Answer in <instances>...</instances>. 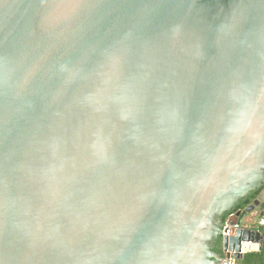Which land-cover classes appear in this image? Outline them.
Masks as SVG:
<instances>
[{
    "label": "water",
    "instance_id": "obj_1",
    "mask_svg": "<svg viewBox=\"0 0 264 264\" xmlns=\"http://www.w3.org/2000/svg\"><path fill=\"white\" fill-rule=\"evenodd\" d=\"M263 185L264 0H0V264L240 260Z\"/></svg>",
    "mask_w": 264,
    "mask_h": 264
},
{
    "label": "trees",
    "instance_id": "obj_2",
    "mask_svg": "<svg viewBox=\"0 0 264 264\" xmlns=\"http://www.w3.org/2000/svg\"><path fill=\"white\" fill-rule=\"evenodd\" d=\"M263 188L264 186L261 187V189L259 188L257 190L251 191L246 197L242 198L233 211L227 212L223 215V223L224 224L226 223L230 215H232L233 213H236L240 209H243L245 206H247L249 203L253 202V200L256 197H258V195L260 194V191ZM215 250L217 252L222 253V236L218 239L215 245ZM238 263L239 264H264V238H263L262 247L259 251L246 253L244 258L240 259Z\"/></svg>",
    "mask_w": 264,
    "mask_h": 264
},
{
    "label": "built area",
    "instance_id": "obj_3",
    "mask_svg": "<svg viewBox=\"0 0 264 264\" xmlns=\"http://www.w3.org/2000/svg\"><path fill=\"white\" fill-rule=\"evenodd\" d=\"M236 226H230V225H224L223 229H222V237L224 235H230L232 233L233 230H235ZM238 259L236 258V256L234 255V252H231V254L229 256H227V253H224V258L223 260L218 263V264H239L238 263Z\"/></svg>",
    "mask_w": 264,
    "mask_h": 264
},
{
    "label": "crops",
    "instance_id": "obj_4",
    "mask_svg": "<svg viewBox=\"0 0 264 264\" xmlns=\"http://www.w3.org/2000/svg\"><path fill=\"white\" fill-rule=\"evenodd\" d=\"M262 226H264V225H261V226L256 225V229L261 230L263 232V235H264V229L262 230ZM262 244H263V241L260 242L258 236L257 237H253L252 240H250V242L249 241L247 242V246H251V247L254 246L255 250H252L251 247H250V250L248 252L259 251L261 249V247H262Z\"/></svg>",
    "mask_w": 264,
    "mask_h": 264
},
{
    "label": "flooded vegetation",
    "instance_id": "obj_5",
    "mask_svg": "<svg viewBox=\"0 0 264 264\" xmlns=\"http://www.w3.org/2000/svg\"><path fill=\"white\" fill-rule=\"evenodd\" d=\"M263 186H264V185H263ZM260 189H261V188H260ZM257 198H260V199H262V200L264 201V199H263V198H264V188L260 191V194H259L258 197H256L255 199H257ZM255 199H254V200H255ZM254 200H253V201H254ZM251 203H252V202H251ZM251 203H249L248 205H250ZM248 205H247V206H248ZM247 206H245L243 209H240L239 211L244 210ZM235 208H236V207H235ZM235 208H234V209H235ZM255 210H256V212H257L258 214L261 212V211L259 210V206L256 207ZM237 212H238V211H237ZM237 212H236V213H237ZM236 213H233L232 216H233V215H236ZM256 219H258V215L256 216ZM258 226H261V225L258 224ZM263 229H264V226H262V230H263Z\"/></svg>",
    "mask_w": 264,
    "mask_h": 264
}]
</instances>
